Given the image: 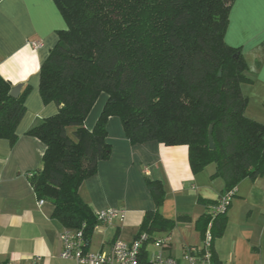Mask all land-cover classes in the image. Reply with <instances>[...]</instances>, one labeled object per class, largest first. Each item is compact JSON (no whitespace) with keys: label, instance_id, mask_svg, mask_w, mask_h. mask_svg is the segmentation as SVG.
Here are the masks:
<instances>
[{"label":"trees","instance_id":"obj_1","mask_svg":"<svg viewBox=\"0 0 264 264\" xmlns=\"http://www.w3.org/2000/svg\"><path fill=\"white\" fill-rule=\"evenodd\" d=\"M54 1L67 29L59 31L41 67L39 90L58 112L28 131L46 149L41 166L27 178L38 199L53 204L54 217L66 229L84 228L92 242L96 212L79 189L111 156V117L121 120L132 144L187 146L194 174L215 163L213 178L225 181L220 198L242 180L264 175V124L246 115L242 91L250 81L249 67L225 40L235 0ZM13 87L0 76V139L11 143L17 141L30 90L13 98ZM102 95L103 109L88 128L86 120ZM212 126L215 149L209 144ZM146 183L154 208L145 213L136 238L147 234L152 241L156 233L190 222L187 215L165 217L163 183L150 178ZM219 199L199 198L210 211L195 222L201 240L211 222L213 252L233 202L214 215Z\"/></svg>","mask_w":264,"mask_h":264},{"label":"crops","instance_id":"obj_2","mask_svg":"<svg viewBox=\"0 0 264 264\" xmlns=\"http://www.w3.org/2000/svg\"><path fill=\"white\" fill-rule=\"evenodd\" d=\"M65 29L67 22L54 0H0V76L13 86L23 83L21 94L30 87L17 141L0 139V263H23L35 256L42 258V264L62 260L60 235L66 228L54 217L53 204L38 199L27 173L41 166L46 149L28 131L58 112L57 104L45 103L41 97L40 71L58 43L59 31ZM225 40L240 50L249 67L250 81L242 85L248 99L246 115L264 124V0H235ZM33 41L41 46L34 47ZM103 106L100 112L93 108L86 120L88 128L94 127ZM108 133L111 156L100 162L97 174L81 185L79 193L95 212L124 207L127 218L95 233L92 249L98 234L107 238L99 239L97 250H107L117 239L135 240L145 213L154 208L146 178L163 183L166 200L161 213L170 219L187 215L194 227L210 211L199 198L218 200L225 189L222 178H213L215 168L193 173L187 146L157 141L132 144L118 117L109 119ZM236 191L225 233L214 242L216 262L264 264V175L242 180ZM198 234V239L184 242L182 254L185 246L201 243Z\"/></svg>","mask_w":264,"mask_h":264},{"label":"built area","instance_id":"obj_3","mask_svg":"<svg viewBox=\"0 0 264 264\" xmlns=\"http://www.w3.org/2000/svg\"><path fill=\"white\" fill-rule=\"evenodd\" d=\"M32 44L36 48L41 46L39 41H33ZM235 191L231 190L222 195L219 203L213 209L214 215L227 210L235 196ZM41 202L44 201L41 200ZM95 216L94 234L102 232L116 222H124L127 218V210L124 207L108 208L96 212ZM211 226L210 222L199 245L185 246L182 259H177L169 253L172 235L165 239L158 238L150 241L147 234H142L131 243L117 239L107 250H94L86 229H65L60 235L61 258L73 261V264H217L213 252ZM149 242H153L160 250L151 254L148 250ZM0 264H42V258L35 256L28 262L10 261Z\"/></svg>","mask_w":264,"mask_h":264},{"label":"rangeland","instance_id":"obj_4","mask_svg":"<svg viewBox=\"0 0 264 264\" xmlns=\"http://www.w3.org/2000/svg\"><path fill=\"white\" fill-rule=\"evenodd\" d=\"M106 98V95H103V98H100L99 101L97 102V104L94 107V113L99 111L100 108L103 106L104 103V99ZM100 112V111H99ZM208 169H216V164L212 163L208 166ZM112 232H109V237L112 235ZM169 235L171 236V254L177 258V259H182V251L181 248L184 245V242H189L192 239L196 238L198 239V232L195 230V227L192 224L189 223H183V224H179L177 227H175L173 229V231L171 233L168 232H159L155 234V238H163L165 239L166 237H168ZM107 238V234H98L95 236L94 238V242H93V248L95 250H97L99 248V243L100 240L99 239H105ZM219 238L216 239V241H218ZM199 241V240H198ZM215 241V242H216ZM188 244V243H187ZM198 244H200V242H198ZM148 250L149 252L155 253L156 251H159L160 248L157 247L155 244H153V242H149L148 244ZM73 261H68V260H64L62 259L61 262H59L58 264H72Z\"/></svg>","mask_w":264,"mask_h":264},{"label":"water","instance_id":"obj_5","mask_svg":"<svg viewBox=\"0 0 264 264\" xmlns=\"http://www.w3.org/2000/svg\"><path fill=\"white\" fill-rule=\"evenodd\" d=\"M235 57H238V54L235 55ZM24 87V84L23 83H20L18 85H15L12 90H11V96L13 98H18L20 95H21V92H22V89ZM3 108V106H0V110ZM212 133H213V126L210 128L209 130V144H210V148L211 149H215V143H214V140H213V136H212Z\"/></svg>","mask_w":264,"mask_h":264}]
</instances>
